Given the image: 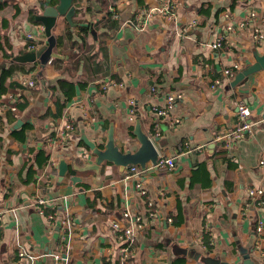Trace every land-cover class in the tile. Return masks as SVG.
<instances>
[{
    "label": "crops",
    "instance_id": "obj_1",
    "mask_svg": "<svg viewBox=\"0 0 264 264\" xmlns=\"http://www.w3.org/2000/svg\"><path fill=\"white\" fill-rule=\"evenodd\" d=\"M51 1L0 0V35L12 44L8 52L14 58L34 42L46 43L44 25L31 12L37 17ZM176 1L175 17L157 15L138 29L137 12L160 0H116L120 19L108 14L105 0H74L75 24L58 19L57 44L47 64L8 59L0 49V87L7 88L0 95V264L54 263L61 218L37 212L36 194L49 200L48 211L70 212L67 264H105L111 252L110 264L120 263L113 224L127 225L126 211L143 224L135 231L130 264H207L178 248L230 263L243 260L247 251L264 264L254 249V220L243 214L252 208L248 188H264V70L236 86V75L223 73L264 53V41L253 36L257 26L264 29L260 19L238 27L251 11L264 15V0ZM220 36L223 47H211ZM23 75L36 85L21 84ZM217 78L222 83L213 87ZM109 79L120 84L104 89ZM171 94V115H158L154 107L166 105ZM130 99L136 102L134 119ZM12 102L16 110L2 108ZM240 102L250 106L254 127L228 151L217 136L235 127ZM173 115L182 119L176 128L170 127ZM66 122H73L71 135L50 145L47 138ZM138 123L142 132L160 138L159 157H173L174 168L149 162L129 177L127 167L107 160L91 167L96 155L83 136L102 142L112 130L115 143L134 152L141 145ZM42 150L50 152V161L40 167L36 158ZM61 159L69 169L59 182ZM200 236L212 241L210 251L202 250ZM20 248L31 258L20 256Z\"/></svg>",
    "mask_w": 264,
    "mask_h": 264
},
{
    "label": "built area",
    "instance_id": "obj_2",
    "mask_svg": "<svg viewBox=\"0 0 264 264\" xmlns=\"http://www.w3.org/2000/svg\"><path fill=\"white\" fill-rule=\"evenodd\" d=\"M108 11L110 15L114 19H120L121 14L117 9L116 0H109ZM178 2L176 0H160V2L155 6H147L141 8L135 17L136 27L138 29H143L147 22L153 18L154 16H161L162 18H173L176 15V10L178 8ZM257 18L260 19V22L264 25V15L259 16L258 12L251 11L246 20H242L238 25L239 28H244L250 22V20ZM229 29H233L232 26H229ZM254 38L256 41H264V29L260 27H256L254 29ZM30 39H34L31 35ZM224 45V37H218L214 42L210 43V46L213 48L223 47ZM37 44H31L29 49L37 48ZM241 69V65L239 63H233L231 66H228L224 69L223 73L226 77H234ZM19 82L23 85L27 86H35L36 81L33 78L23 75L19 79ZM222 83L220 78H217L213 84V87H217ZM111 84H120L115 80L109 79L105 83H103V88L107 89ZM155 90V89H153ZM11 100L14 101L13 95H10ZM130 104L132 108L130 109V117L134 119L136 114V102L134 99H130ZM175 105V95L171 94L167 97L166 105L164 106H155L154 110L160 116H170L173 111V107ZM2 108H8L12 110H16L17 107L12 103H3ZM237 121L235 127L220 133L217 136V139L222 142L223 146L231 151L235 142L241 140L247 136L253 130L254 122L252 120V110L248 104L245 102H240L237 110ZM182 119L179 116L173 115L170 120V127L176 128ZM74 130L73 122H66L64 128L60 130L55 136H49L47 138V142L51 145L57 142H66L67 138L71 135V132ZM154 132L159 135L160 128L157 125L154 128ZM261 164H264V160L261 161ZM53 165L56 166L57 163L53 160ZM157 168H174L175 160L173 157H158L157 163L155 164ZM154 167V166H153ZM127 176L138 175L142 171H144L140 166L130 165L127 167ZM139 187H142L141 183H138ZM142 193H146V189L142 187ZM250 202L252 203V208H247L243 214L247 217H251L254 220L255 224V240H254V249L260 257L264 258V188L262 187H250L247 190ZM49 200L41 195H34L32 198V206L33 208L39 212L41 215L47 216L49 218L60 217L62 222V235H61V243L58 245L56 250L52 253L53 255V264H67L69 260V254L66 250V237L73 229V221L70 216L69 210H55L48 211ZM2 205L0 201V221L2 220ZM153 214V213H152ZM124 216L128 220V224H121V222L116 221L113 224L114 230L117 232L118 237L120 239V245L117 248L119 261L121 264H130L133 260V254L135 253V231L138 228H141L143 224L141 221H138L140 218L137 217L135 220H132V216L129 211L124 213ZM170 220H172L170 218ZM212 241H206L205 236L199 237V245L201 246L204 252H208L209 246H212ZM20 256L31 258L28 252L22 248H20ZM113 255L111 253L106 254V262L105 264H110L112 261Z\"/></svg>",
    "mask_w": 264,
    "mask_h": 264
},
{
    "label": "water",
    "instance_id": "obj_3",
    "mask_svg": "<svg viewBox=\"0 0 264 264\" xmlns=\"http://www.w3.org/2000/svg\"><path fill=\"white\" fill-rule=\"evenodd\" d=\"M74 15V0H58L56 4L45 7L44 10L37 15L36 19L42 22L44 25L45 34L47 36L46 43L43 42L39 47L30 49L13 59L21 63H30L40 60L42 64H47L51 60L53 49L57 44V38L53 33V29L56 26L58 19L61 16H64L71 24L74 25ZM255 59V62L247 64L236 74L235 78L232 81L233 86H236L239 83L243 82L250 75L264 70V53L260 54L256 52ZM17 125L18 124H16V126ZM135 134L137 135L141 145L134 152L130 149L126 150L118 146L115 143V138L112 130H109L108 140L102 142H97L94 139H88L86 136H83L92 153L96 155V163L92 164L91 167L97 168L98 165L105 160L114 162L121 168H125L130 165H137L140 166L143 170L146 168L149 162H151L152 164H156L159 157V152L155 146V141H159L160 138H153L149 133L142 132L139 123L136 126ZM58 168V178L60 182L63 180V177L66 175V172L69 169V166L65 159L60 160ZM178 249L179 252H182L184 254L190 252V255L196 260L202 258V260H204L207 264H257L251 258L250 254L247 251H243V260L237 263H230L212 257H203L202 253L195 249Z\"/></svg>",
    "mask_w": 264,
    "mask_h": 264
},
{
    "label": "trees",
    "instance_id": "obj_4",
    "mask_svg": "<svg viewBox=\"0 0 264 264\" xmlns=\"http://www.w3.org/2000/svg\"><path fill=\"white\" fill-rule=\"evenodd\" d=\"M57 2H58V0H52L50 4L53 5V4H56ZM109 3H110L109 0H105V4L107 6L106 9H107L108 14H110V12L108 11ZM31 18H32V20H34L36 18L34 10L31 12ZM33 40H35V39H33ZM36 43L37 42H34L33 44H36ZM0 49L3 52H5L4 57H7L8 59L14 58V54H10V52H8V50L12 49V44L9 42V40L6 37H2L1 35H0ZM6 90H7V88L2 84V86L0 87V95L2 93H4ZM37 156H39V157L36 158V161L39 163L40 167L46 163H49V161H50V152H48L47 150L46 151L45 150L40 151L37 154ZM209 249H211V246H209ZM118 264H120V263H118Z\"/></svg>",
    "mask_w": 264,
    "mask_h": 264
}]
</instances>
